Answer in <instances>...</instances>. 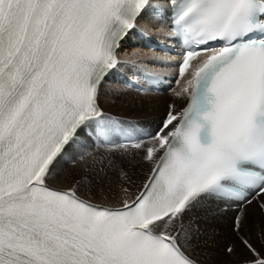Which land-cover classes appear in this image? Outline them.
Masks as SVG:
<instances>
[{
    "label": "snow or ice",
    "instance_id": "obj_1",
    "mask_svg": "<svg viewBox=\"0 0 264 264\" xmlns=\"http://www.w3.org/2000/svg\"><path fill=\"white\" fill-rule=\"evenodd\" d=\"M161 9L182 44L175 94L187 105L145 143L99 97L129 62L130 31ZM89 144L90 174L50 185ZM133 150L149 165L136 193L123 167ZM210 199L264 212V0H0V264H200L191 214ZM245 219L233 225L240 264H264Z\"/></svg>",
    "mask_w": 264,
    "mask_h": 264
},
{
    "label": "bare ground",
    "instance_id": "obj_2",
    "mask_svg": "<svg viewBox=\"0 0 264 264\" xmlns=\"http://www.w3.org/2000/svg\"><path fill=\"white\" fill-rule=\"evenodd\" d=\"M130 55H131V57L143 56L141 53H134V52H132ZM120 94H121V97H119L120 98L119 102H116L115 105L107 104V109H103V108L102 109L106 112L113 113L115 115H119L122 117H128V118L130 117V118H136V119H150V118L159 117L163 113V111L165 109L166 102H167V98H165L163 96L140 97V96H137V95L132 94V93H127L126 95H123V93H119V92L112 93V95H115V96H120ZM99 103H100V100H99ZM88 151H90L88 148H83V149H79V150H72L67 155L69 162L74 163L73 166L75 167L74 169L76 170V172H78V174H77L78 176H81V175L84 176L85 174L90 172L89 169H90V165H91V160L87 157H85L84 159H81V154L86 153ZM129 161H134V163H135V164L133 163L134 164L133 172H130L128 174V176L131 178V181H132L131 191L133 193H136L140 189V186L142 185L144 179L147 176L149 165L142 160V157L135 158V159H132ZM65 168H67V167L65 166ZM60 169H61V166H57V168L55 170L54 178L50 179V181H49L50 184H52L55 187H59V188H65V187L71 186L73 184V182L71 180L68 181L67 176L65 174L66 172L63 173L62 176H60V174L58 175V172L60 171ZM126 171H128V170H126ZM111 175L113 177V183H114V187H115V184H117L119 181L117 180L115 173H112ZM112 202H115V201H112ZM244 216L246 219H245V223L243 224V232L241 234L246 236L247 238H249L251 240V242L254 244V246H256L257 248H260L261 243L264 242V213H262L255 205H252V206L248 207V211L244 214ZM191 220L193 221V223H195L197 221H200V222L206 221V220L211 221V222H213L212 226H224V225L233 226L232 215H226L223 217H213V216L208 217L205 215H201V216L191 215ZM186 223H187V221H186ZM231 234H233V233H231ZM220 235L218 233H214L212 235L213 237L210 239L213 240L214 243H215V241H217V243H218V241L220 242V240L224 239V238H222L223 236L221 235L222 236L221 237ZM226 236H228V235H226ZM197 237L199 239L207 238L204 236H200V237L197 236ZM233 237H235V235H233ZM222 241H225V240H222ZM231 244H234V243L232 242ZM236 245H237L236 255L233 258L231 257L230 260L225 259L226 261H224L225 262L224 264H240V261H242L244 259V257H245L244 255H246V253L238 246V244H236ZM197 247H198V249L202 250V253H207V254H208V252L213 253L214 250L216 251L215 253H217V251L219 250V249L218 250H216V249L212 250V248H210V247L208 248L203 244L197 245ZM198 253H200V251ZM243 253H244V255H243ZM212 256H210V257H212ZM201 259H203V258H201ZM214 259H215V257H214ZM200 261H202V260H200ZM200 264H202V263H200Z\"/></svg>",
    "mask_w": 264,
    "mask_h": 264
},
{
    "label": "rangeland",
    "instance_id": "obj_3",
    "mask_svg": "<svg viewBox=\"0 0 264 264\" xmlns=\"http://www.w3.org/2000/svg\"><path fill=\"white\" fill-rule=\"evenodd\" d=\"M106 92V93H105ZM116 91H110V90H106L105 88H103L100 92V104L102 106L103 109H107V104H112V105H115L116 102H119V97H121V94L120 96H115V95H112V93H114ZM123 93V95H126L127 93L125 92H121ZM104 94V95H103ZM110 94V95H109ZM106 95V96H105ZM108 95V96H107ZM114 96V97H113ZM110 98V99H109ZM107 99V100H106ZM111 101V102H110ZM104 103V104H103ZM121 160V159H120ZM118 160V162L120 161ZM134 161H129V160H123V167L126 170L128 174L130 172H133V166H134ZM74 163H66L64 166H61V169L60 171L58 172V175L60 174V176L63 175V173L66 174L67 176V179L68 181H72L73 184L77 181V180H83L84 177L88 176L90 174L87 173L85 174L84 176H78V172H76V170L74 169L75 167L73 166ZM68 165V166H67ZM65 166L67 168H65ZM70 166V167H69ZM65 169H64V168ZM69 167V168H68ZM72 167V168H71ZM130 170V171H129ZM61 172V173H60ZM70 176V177H69ZM75 178V179H74ZM196 226H198L199 228V233L196 234L191 242V245L189 246V251H191L193 253L194 256H196L199 260H202L200 261V263L202 264H224L226 260H230L231 257L227 256L226 253L223 251V249L228 245V244H231L232 242L234 244H238L237 242V234L234 232L233 230V226H230V225H224V226H212L213 225V222L211 221H197L194 223ZM226 226V227H225ZM215 228V229H214ZM232 230V231H231ZM225 231V232H224ZM228 231V232H227ZM208 233V234H207ZM214 233H218L222 238V240H225V241H222L220 240V242L218 241H215V243L213 242V240H211L210 238H212L213 234ZM233 233V234H231ZM212 234V235H211ZM211 235V236H210ZM228 235V236H226ZM232 235V236H231ZM233 235H235V237H233ZM197 236H204V237H207V238H203V239H199ZM230 236V237H229ZM197 239V240H196ZM206 239V240H205ZM212 241V242H211ZM208 244H207V243ZM221 243V244H220ZM200 244H203L205 245L206 247H210L213 249H216L218 250L217 253H215L216 251L214 250V252L211 254L208 252L207 253H202V250L198 249L197 245H200ZM210 245V246H209ZM226 245V246H225ZM200 251V253H198ZM204 252V251H203ZM219 252V253H218ZM214 254V255H213ZM218 254V255H217ZM201 255V256H200ZM213 255V256H212ZM244 255V253H243ZM212 256V257H210ZM245 256V255H244ZM243 256V257H244ZM200 257V258H199ZM208 257V258H207ZM215 257V259H214ZM234 256H232L233 258ZM203 258V259H201ZM210 258V259H209ZM226 259V260H225Z\"/></svg>",
    "mask_w": 264,
    "mask_h": 264
}]
</instances>
